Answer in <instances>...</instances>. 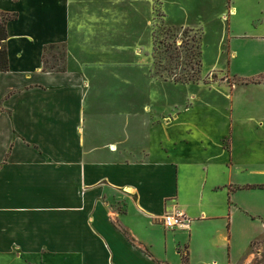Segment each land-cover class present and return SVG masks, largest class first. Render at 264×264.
<instances>
[{
	"label": "crops",
	"instance_id": "1",
	"mask_svg": "<svg viewBox=\"0 0 264 264\" xmlns=\"http://www.w3.org/2000/svg\"><path fill=\"white\" fill-rule=\"evenodd\" d=\"M72 6L0 0L19 15L0 72V264H183L188 250L190 264H245L264 234V222L247 220L263 215L254 197L264 172L250 180L236 147L215 136L138 160L89 150L83 75L45 70L47 49L71 38ZM174 211L189 229L164 228Z\"/></svg>",
	"mask_w": 264,
	"mask_h": 264
},
{
	"label": "rangeland",
	"instance_id": "2",
	"mask_svg": "<svg viewBox=\"0 0 264 264\" xmlns=\"http://www.w3.org/2000/svg\"><path fill=\"white\" fill-rule=\"evenodd\" d=\"M71 16L69 42L48 48L45 64L83 75L89 150L107 145L118 152L103 159L138 160L215 136L260 181L264 0H73ZM258 191L263 215L243 217L259 225L264 184ZM245 264H264V234Z\"/></svg>",
	"mask_w": 264,
	"mask_h": 264
},
{
	"label": "trees",
	"instance_id": "3",
	"mask_svg": "<svg viewBox=\"0 0 264 264\" xmlns=\"http://www.w3.org/2000/svg\"><path fill=\"white\" fill-rule=\"evenodd\" d=\"M18 18H19L18 14H9L0 11V44L2 46L0 49V72H8L10 70L8 51L5 45V41L8 38L7 25L9 22L15 21ZM45 70L50 71L46 68V64H45ZM143 250L144 252L150 255L147 249H143ZM182 257H183V264H189V252L186 251V253H184Z\"/></svg>",
	"mask_w": 264,
	"mask_h": 264
},
{
	"label": "built area",
	"instance_id": "4",
	"mask_svg": "<svg viewBox=\"0 0 264 264\" xmlns=\"http://www.w3.org/2000/svg\"><path fill=\"white\" fill-rule=\"evenodd\" d=\"M190 220L181 211L168 213L163 218V226L166 230L189 229Z\"/></svg>",
	"mask_w": 264,
	"mask_h": 264
}]
</instances>
